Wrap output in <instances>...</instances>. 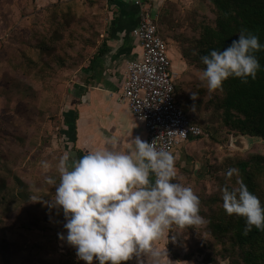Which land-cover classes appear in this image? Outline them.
<instances>
[{
  "label": "rangeland",
  "instance_id": "obj_1",
  "mask_svg": "<svg viewBox=\"0 0 264 264\" xmlns=\"http://www.w3.org/2000/svg\"><path fill=\"white\" fill-rule=\"evenodd\" d=\"M2 1L5 4L11 0H0V176L12 186L0 195L20 200L15 207L20 204L24 213L30 217L32 213L35 215L34 220L32 215L31 219L11 221L12 212L3 208L7 220L1 223L7 228L2 232H7L8 236H0V244H3L0 263L80 264V258L73 253H64L55 247L57 240L49 232L50 228L58 227L61 207L48 210L47 202L55 195V185L49 184L45 176H53L59 183V159L67 150L63 141V113L74 97L81 68L105 34L109 21L107 3L105 0H70L71 3L61 0L53 8L40 6L34 0H14L13 8H9L3 6ZM163 5L157 14L149 7L158 15L156 23L170 47L176 94L188 117L204 133L198 138L202 143L198 142L192 156L180 165L188 173H180L179 180L196 192L202 185L210 192L215 179L214 172H210L212 166L217 169L247 154H264V141L247 135V147L241 149L233 145L238 136L245 134L224 135L212 107L218 100L217 93L209 91L199 78L201 70L189 65L182 56L183 50L194 43L191 37L199 30L192 24L190 15L193 12L208 14L203 0H168ZM1 8L6 9L4 14ZM21 20H25L26 25L19 26ZM44 34L47 45L43 51L37 42ZM43 161L51 166L47 172ZM50 212L52 215H47ZM17 226L20 231L16 230ZM203 227L204 223L190 227L189 232L195 233L194 242L178 225H172L166 233L171 254L183 260L182 264H211L206 262L204 253L193 250L198 247L195 242L200 236H208L202 232ZM178 231L188 243L175 242ZM18 232L19 237L15 236ZM15 239L29 242L21 245ZM221 261L218 264L229 262L228 258Z\"/></svg>",
  "mask_w": 264,
  "mask_h": 264
},
{
  "label": "clouds",
  "instance_id": "obj_2",
  "mask_svg": "<svg viewBox=\"0 0 264 264\" xmlns=\"http://www.w3.org/2000/svg\"><path fill=\"white\" fill-rule=\"evenodd\" d=\"M261 49L259 36L242 28L227 47L201 56L205 67L199 78L209 91H222L230 77L254 79L261 68L256 55ZM161 141L160 136L149 142L136 135L126 150L101 147L78 158L66 151L59 159V183L45 176L55 185V195L47 203L62 206L66 240L87 264L94 259L99 264H120L142 253H151L159 264L162 253L154 242L172 225L204 223L200 196L176 179V156ZM42 166L46 172L51 167L48 161ZM236 173L233 167L226 175ZM221 192L227 214L245 218V235L253 227L264 230V202L242 179L231 187L225 184Z\"/></svg>",
  "mask_w": 264,
  "mask_h": 264
},
{
  "label": "trees",
  "instance_id": "obj_3",
  "mask_svg": "<svg viewBox=\"0 0 264 264\" xmlns=\"http://www.w3.org/2000/svg\"><path fill=\"white\" fill-rule=\"evenodd\" d=\"M203 2L208 14L198 15L193 12L190 15L192 24L199 30L191 37L194 38L192 46L182 52L189 65L202 70L205 65L201 61V56L209 54L214 48L227 47L233 39H238L242 28L257 34L261 43H264V0H203ZM160 35L163 37L161 33ZM45 37L44 34L37 42L43 51L47 45ZM256 55L261 64L256 77L254 79L249 77L247 82L238 77L227 79L222 91H214L218 100L212 107L215 117L220 119V128L224 135L245 134L264 141V49L259 50ZM190 121L195 123L191 119ZM233 167L238 169V173L228 177L226 173ZM185 172L188 173L179 167L176 179H180L179 174ZM210 172H214L215 179L212 182L214 189L207 192L202 185L197 190L200 196V214L205 218L202 232L208 236L205 238L200 236L195 242L198 247L193 250L204 253L206 262L211 264H218L225 258H228V264H264V230L253 227L245 235V218L227 214L223 207L221 192L225 184L231 187L242 179L250 191L264 202V154L261 152H256L252 156L247 154L235 163L225 162L221 168L216 169L212 166ZM3 183L5 182L0 179V184ZM191 226H183L180 230L187 231L194 242L195 233L189 232ZM174 239L178 244L188 243L187 238L182 237L179 231L176 232Z\"/></svg>",
  "mask_w": 264,
  "mask_h": 264
},
{
  "label": "crops",
  "instance_id": "obj_4",
  "mask_svg": "<svg viewBox=\"0 0 264 264\" xmlns=\"http://www.w3.org/2000/svg\"><path fill=\"white\" fill-rule=\"evenodd\" d=\"M34 1L40 6L48 5L54 8L55 3L61 0ZM71 1L69 0L68 2L71 3ZM166 1L168 0H147L156 14L159 13L157 11H159L160 7L164 6L163 4ZM105 2L107 3L106 7L108 8L107 12L109 15L105 34L100 39L98 48L95 49L88 62L81 68L82 72L80 71L77 78L74 97L63 113L62 128L65 129L63 141L65 147H67L66 151L70 152L74 158L84 155L89 150L101 147L126 150L131 143V138L136 135L146 140L143 124L136 119L125 103L118 100L125 79L126 63L138 59L141 54L139 42L132 34V30L137 26L139 21L138 8L134 5L133 0H105ZM2 4L3 6H11L13 8L14 5L11 4H14V0H11L10 3L6 2V5L2 1ZM5 11L6 9H2L1 12L4 14ZM9 11L7 10V12ZM155 13L153 15L156 21L158 15H155ZM11 14L14 15L12 11ZM21 23L26 25L25 20H21L19 26ZM112 141H115V143H112ZM198 142L202 143L200 139H192L172 150L176 156L177 171L180 165L182 166L184 160L192 156ZM0 179L5 182L0 184V193H4L12 185L9 180L3 179V175L0 176ZM19 202L20 200H9L8 196L4 197L0 195L1 237L8 236L7 232H2L3 228H7L1 223L2 220H7L5 217L6 213L3 214V208L7 207L12 212L11 221L31 219L32 215L34 220V213L30 217L29 214L24 213L19 208L20 204L17 205V208L15 207ZM52 209L53 207L49 204L48 210ZM60 210V222H56L58 227L50 228L49 232L57 240L55 247H59L58 250L64 253H73L79 259L75 247L70 245L66 240L67 229L64 228L66 218L62 206ZM25 215H27V218L24 217ZM47 215L51 216L52 213L50 212ZM55 217L57 216L55 215ZM55 217L53 216V218ZM16 224L20 225L18 222ZM16 230L20 231L18 226ZM28 232L30 231L28 230ZM61 233L64 234V238H62ZM22 235L24 238L27 237V234ZM166 235L154 242V246L162 253L159 258V264H182L183 260L175 259L171 254L167 246ZM15 236L19 237V232ZM15 242L24 245V243L29 241L15 239ZM28 244L30 243L26 245ZM2 245L1 243L0 247H3ZM28 248L31 247L28 246ZM79 262L80 264H87L83 259H79ZM92 264H99V261L94 259ZM106 264H111V262H106ZM120 264H156V258L151 253H142L139 257L134 255L131 260L122 261Z\"/></svg>",
  "mask_w": 264,
  "mask_h": 264
},
{
  "label": "built area",
  "instance_id": "obj_5",
  "mask_svg": "<svg viewBox=\"0 0 264 264\" xmlns=\"http://www.w3.org/2000/svg\"><path fill=\"white\" fill-rule=\"evenodd\" d=\"M139 21L132 30L141 47L140 57L126 63L125 79L118 100L125 103L146 133V140L162 137L169 150L202 136L192 123L175 91V71L170 47L158 30L147 0H133ZM191 127L199 129L193 132ZM154 179V177H153Z\"/></svg>",
  "mask_w": 264,
  "mask_h": 264
},
{
  "label": "water",
  "instance_id": "obj_6",
  "mask_svg": "<svg viewBox=\"0 0 264 264\" xmlns=\"http://www.w3.org/2000/svg\"><path fill=\"white\" fill-rule=\"evenodd\" d=\"M247 135H240L238 136L234 141H233V145L237 146L238 148H245L247 147L248 144V140H247ZM250 137V136H249Z\"/></svg>",
  "mask_w": 264,
  "mask_h": 264
}]
</instances>
